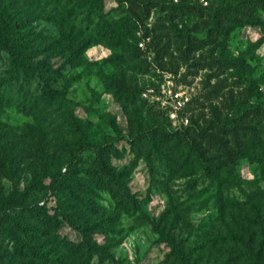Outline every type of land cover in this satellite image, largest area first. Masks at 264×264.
<instances>
[{
	"label": "rangeland",
	"instance_id": "rangeland-1",
	"mask_svg": "<svg viewBox=\"0 0 264 264\" xmlns=\"http://www.w3.org/2000/svg\"><path fill=\"white\" fill-rule=\"evenodd\" d=\"M1 10L5 28L34 17L9 35L51 66L45 77L66 99L18 77L0 110V264H184L174 244L192 264H264V0H0ZM13 65L0 48V79ZM170 90L187 102L178 131ZM88 143L104 146L136 209L103 184ZM84 233L106 255L79 248Z\"/></svg>",
	"mask_w": 264,
	"mask_h": 264
},
{
	"label": "trees",
	"instance_id": "trees-1",
	"mask_svg": "<svg viewBox=\"0 0 264 264\" xmlns=\"http://www.w3.org/2000/svg\"><path fill=\"white\" fill-rule=\"evenodd\" d=\"M11 18L15 17V14H11ZM6 16L5 11H0V22L5 23ZM34 21V17H26L21 20H15L14 25L11 28H5L0 26V48L4 50L14 64V73L13 75H9L7 79H0V110L5 107L8 99L11 97L13 92V84L15 83L18 77L24 82V84H28L30 82L36 81L37 87L41 90L42 95L49 100L54 99H63L65 98L62 91L53 88L52 84L48 81L45 77V73L51 72V66L45 61H39L36 65L30 61V58L25 56L24 52L21 50L19 46L21 44V39H15L9 35L10 31H20L24 28L26 24H30ZM23 92H27L28 95L29 90L25 91V89H21ZM66 99V98H65ZM9 105V104H7ZM189 127V126H188ZM187 126L184 129L188 128ZM182 130V128H176V131ZM88 147L93 150L96 155V161L98 166L104 172L105 180L103 184L108 187L111 193L114 195V199L118 201L123 209L126 211L134 210L138 207V203L135 200L134 196L130 193L129 188L124 185L117 177L113 171L107 166L106 161L104 160L103 156L105 153L104 146L96 145L93 143H88ZM154 151L155 148H152ZM155 152V151H154ZM1 156V153H0ZM199 163L203 166L206 171H211L210 165L203 159L199 158ZM10 173L12 170L10 169ZM11 178L13 176H10ZM47 178L46 174H42L39 180L32 184L35 188L38 185L42 184L43 181ZM14 183L17 184V181L14 180ZM21 231L25 232V228L21 227ZM230 239H234L233 235L229 236ZM79 248L83 249L86 254H93V255H106L105 250L98 246L96 242H92L88 239L87 235L84 233V238L82 243L78 245ZM171 252L176 257L177 260L181 261L184 264H192L190 257L185 254L183 249H179L178 247L171 246Z\"/></svg>",
	"mask_w": 264,
	"mask_h": 264
},
{
	"label": "built area",
	"instance_id": "built-area-1",
	"mask_svg": "<svg viewBox=\"0 0 264 264\" xmlns=\"http://www.w3.org/2000/svg\"><path fill=\"white\" fill-rule=\"evenodd\" d=\"M169 104H171V110L169 116L171 118L172 124L176 128H181L189 123V119L183 115V111L186 107V101L180 92L169 91Z\"/></svg>",
	"mask_w": 264,
	"mask_h": 264
}]
</instances>
